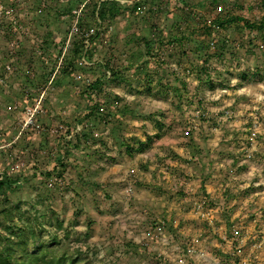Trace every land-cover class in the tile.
Masks as SVG:
<instances>
[{"label":"rangeland","instance_id":"1","mask_svg":"<svg viewBox=\"0 0 264 264\" xmlns=\"http://www.w3.org/2000/svg\"><path fill=\"white\" fill-rule=\"evenodd\" d=\"M135 2L139 30L81 22L98 29L82 60L68 31L83 0H0L16 23L0 17V175L20 178L0 230L18 202L43 228L31 251L60 246L58 220L91 264H264V0L115 13Z\"/></svg>","mask_w":264,"mask_h":264},{"label":"trees","instance_id":"2","mask_svg":"<svg viewBox=\"0 0 264 264\" xmlns=\"http://www.w3.org/2000/svg\"><path fill=\"white\" fill-rule=\"evenodd\" d=\"M117 4V0H95L91 6L90 12L85 13L83 10L87 5V3H85L82 9L83 13L82 15L80 14L79 17V26L83 27L81 26V22L83 21L85 23L97 22V20L105 18L106 16L112 17ZM70 11L71 10H69V12ZM69 16H72L71 12L69 13ZM224 20H217L215 23L222 26L225 22H227L225 18ZM91 38L89 39L90 44H92L90 41ZM72 49L75 51V54L80 56V53L83 50L82 40H79L78 44L72 45ZM88 51L86 55H89ZM114 74L115 72L110 71V77ZM98 83L99 79L96 78L88 85L87 89L95 91L97 86H99ZM108 107V114L111 115L118 112L117 109L112 108V104H109ZM95 108L96 106L94 105L89 106L87 108L86 115L90 116L93 114L95 112ZM63 155L64 151L61 150L59 154H55L54 158L55 160L60 161ZM19 179L20 178H18V176L10 177L6 174L0 175V203H2V199L5 198L7 192L14 191L17 188L19 185ZM5 211L7 212L9 224H4L3 228L0 230V264H63L64 261L68 264H91L86 254L81 252V248L70 249L69 241L71 238L69 232L63 229L61 221L55 220L49 229L46 230L48 233L53 230L50 238L54 241V243L60 246L48 247L44 245V242H41L35 250L31 251L29 249V245L33 240L40 239V236L43 233L41 224L37 223L39 221L37 216H23V212L20 210V203L18 202L6 207ZM15 214L19 220H25L23 225H16L12 223ZM36 224L39 225V231L36 229ZM54 230H63V244L62 239L57 236Z\"/></svg>","mask_w":264,"mask_h":264},{"label":"built area","instance_id":"3","mask_svg":"<svg viewBox=\"0 0 264 264\" xmlns=\"http://www.w3.org/2000/svg\"><path fill=\"white\" fill-rule=\"evenodd\" d=\"M60 2H64L66 0H59ZM120 2H124V0H120ZM86 3V0L83 1V3L79 6L78 9L74 8L72 9L70 12L73 16V20L71 21V24H70V27H69V33H68V38L70 37V34H79L81 36V40H82V45H83V50L82 52L80 53L81 55V59L83 60V57L86 53V50L89 48V39L95 35L96 31L98 30L97 27H80L79 26V17H80V12L81 10L83 9L84 7V4ZM216 11H222V6L221 5H217L216 6ZM0 17H3V18H8L9 21L11 22V28L13 29L14 27H16V23H15V20L12 18L11 16V12H10V9H8L7 7H4V6H1L0 5ZM99 22V21H98ZM68 41V40H67ZM210 46L214 45V41H210L209 42ZM58 127H62L61 125H59ZM52 133H56L57 129L55 128H51L50 130ZM66 131V130H65ZM72 131V132H71ZM69 131L70 133L69 134H66L65 136L67 138H70L71 135L77 133L79 130L78 128H74L73 130ZM67 132V131H66ZM61 179L60 178H52V184H55L57 183L58 181H60ZM57 181V182H56Z\"/></svg>","mask_w":264,"mask_h":264},{"label":"crops","instance_id":"4","mask_svg":"<svg viewBox=\"0 0 264 264\" xmlns=\"http://www.w3.org/2000/svg\"><path fill=\"white\" fill-rule=\"evenodd\" d=\"M84 1V0H83ZM98 1V0H97ZM125 1V0H124ZM86 3H89V0H86ZM117 3L118 4H121V2H120V0H117ZM117 4V5H118ZM135 4H136V8L135 9H132V10H130V11H128L127 9L126 10H124V9H119L118 10V12L117 13H115L116 12V10L117 9H115L114 10V15H113V17H111V19L113 18L115 21H118L116 24H117V26H116V30H117V33H116V36H119V33H120V30H121V28H123L124 26H126V25H128L129 23H131V24H133L134 25V27H137V29L139 30V28L141 27V24H138V23H136V22H133V21H137L138 22V20H139V17H136V15L137 14H135V11L136 10H139L138 9V7L139 6H141V4L139 5V2L137 3V2H135ZM132 15V16H127V15ZM154 15H156V14H154ZM62 17H64V15L62 16ZM108 18V16H106L105 18H102V19H100L103 23H104V21L106 20ZM152 18L153 17H148V20H147V18H142V21H143V24L145 25V23H149V26H150V22H151V20H152ZM137 19V20H136ZM99 20V21H100ZM46 30H50L49 29V27L48 28H46ZM137 30V31H138ZM50 31H53V30H50ZM48 32L49 34H48V38H49V41H54L55 40V38H53V36H52V34H51V32ZM136 31V30H135ZM51 34V35H50ZM120 37V36H119ZM136 39H138V37L136 38ZM181 42V43H180ZM120 43V42H119ZM170 43V42H169ZM176 46H177V48L178 49H181L182 48V46L185 48V46H184V43L182 42V41H176ZM61 152V150H59V151H57V154H59ZM55 159V158H54Z\"/></svg>","mask_w":264,"mask_h":264}]
</instances>
